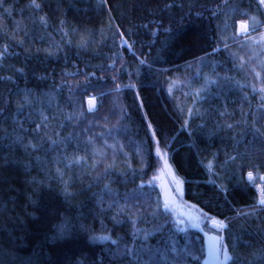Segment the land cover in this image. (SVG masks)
I'll use <instances>...</instances> for the list:
<instances>
[{"label":"trees","instance_id":"trees-1","mask_svg":"<svg viewBox=\"0 0 264 264\" xmlns=\"http://www.w3.org/2000/svg\"><path fill=\"white\" fill-rule=\"evenodd\" d=\"M155 147L264 264V0H0V264H202Z\"/></svg>","mask_w":264,"mask_h":264},{"label":"rangeland","instance_id":"rangeland-1","mask_svg":"<svg viewBox=\"0 0 264 264\" xmlns=\"http://www.w3.org/2000/svg\"><path fill=\"white\" fill-rule=\"evenodd\" d=\"M242 24V26H241ZM245 27L247 31H245ZM248 26L247 22L239 21L237 23V32L239 34L247 33ZM87 106L90 108V101H92V107L94 104V96L87 97ZM155 153L159 158L160 165L162 166L163 177L161 180L156 176V180L162 181L161 186L163 189L164 197L168 205H170L181 218L186 222L187 225L198 229L204 237L205 241V252L202 264H224L228 258L226 250L220 246V233L222 230V222L211 217L205 218L199 212L185 204L180 198V190L182 184L178 179H175L169 172V169L157 147L154 148ZM210 227L207 231L204 228V224Z\"/></svg>","mask_w":264,"mask_h":264},{"label":"built area","instance_id":"built-area-1","mask_svg":"<svg viewBox=\"0 0 264 264\" xmlns=\"http://www.w3.org/2000/svg\"><path fill=\"white\" fill-rule=\"evenodd\" d=\"M248 179H249L251 185H253L256 194L261 199H264V170H263V173H262V180H260L259 182H252L251 179L249 178V175H248Z\"/></svg>","mask_w":264,"mask_h":264},{"label":"snow or ice","instance_id":"snow-or-ice-1","mask_svg":"<svg viewBox=\"0 0 264 264\" xmlns=\"http://www.w3.org/2000/svg\"><path fill=\"white\" fill-rule=\"evenodd\" d=\"M36 7H39V5H36ZM245 31H247V28L245 27L244 29ZM92 101H90V108L89 110H92ZM249 178L252 179V173H249ZM261 203H264V200L261 201Z\"/></svg>","mask_w":264,"mask_h":264},{"label":"bare ground","instance_id":"bare-ground-1","mask_svg":"<svg viewBox=\"0 0 264 264\" xmlns=\"http://www.w3.org/2000/svg\"><path fill=\"white\" fill-rule=\"evenodd\" d=\"M241 26H242V24H241Z\"/></svg>","mask_w":264,"mask_h":264},{"label":"crops","instance_id":"crops-1","mask_svg":"<svg viewBox=\"0 0 264 264\" xmlns=\"http://www.w3.org/2000/svg\"><path fill=\"white\" fill-rule=\"evenodd\" d=\"M195 210V209H194Z\"/></svg>","mask_w":264,"mask_h":264}]
</instances>
